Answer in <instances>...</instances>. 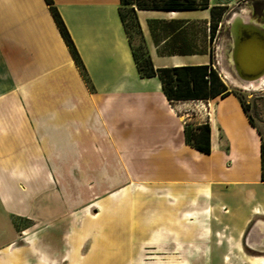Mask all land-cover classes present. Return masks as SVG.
Instances as JSON below:
<instances>
[{
	"label": "crops",
	"instance_id": "crops-1",
	"mask_svg": "<svg viewBox=\"0 0 264 264\" xmlns=\"http://www.w3.org/2000/svg\"><path fill=\"white\" fill-rule=\"evenodd\" d=\"M53 4L86 78L45 0H0V204L30 223L3 232L0 264H89L110 235L127 238L109 256L126 264H264L263 133L237 95L171 103L137 71L120 0ZM222 4L135 8L153 67L234 75L220 46L229 22L209 38L210 7ZM172 20L201 23L202 41L190 37L202 50L162 53L171 34L150 25ZM205 120L209 153L183 134Z\"/></svg>",
	"mask_w": 264,
	"mask_h": 264
},
{
	"label": "trees",
	"instance_id": "trees-1",
	"mask_svg": "<svg viewBox=\"0 0 264 264\" xmlns=\"http://www.w3.org/2000/svg\"><path fill=\"white\" fill-rule=\"evenodd\" d=\"M45 1L49 5L51 13L61 32V35L63 36L67 46L69 47V50L74 60L79 65L83 76L86 78L79 55L55 5L53 4V0ZM130 2L135 3L137 5L136 8L175 10L207 7L208 0H202L201 2H198V0H120L119 15L121 17L127 37L129 39L133 58L139 75L141 77L157 76L161 82V86L166 98L171 103L176 100L183 99L207 100L217 95L226 96L230 93H234L235 95H237L233 90L228 87L225 81L220 78L218 72L216 71V69L213 68L212 64L154 68L149 54L145 49L143 37L141 35V31L136 17V11L133 6L128 9V12L133 14L135 25L141 37V46H139V48L143 49L142 52L137 53V49L133 46L131 42V37L127 30L125 13H123L122 8L123 5L129 4ZM226 7L227 6L225 5H215L210 7L209 38L211 41L215 37L220 16L223 15L226 10ZM184 23L185 22L182 20L153 21L151 23V28H153V26L155 25L163 31L171 34L170 42L162 48V53L191 54L195 51L202 50L196 48L194 42L191 40V37L187 36L186 31L184 30L185 26L194 22H190L186 25H184ZM237 97L239 98L238 95ZM240 101L242 102L241 99ZM242 105L247 111V108L243 102ZM250 120L252 121V123H254L251 116ZM183 134L184 141L186 144L198 149L201 152H210L209 125L207 123V120L200 124L186 122L183 128ZM261 159V179L264 181V138L261 146Z\"/></svg>",
	"mask_w": 264,
	"mask_h": 264
},
{
	"label": "rangeland",
	"instance_id": "rangeland-1",
	"mask_svg": "<svg viewBox=\"0 0 264 264\" xmlns=\"http://www.w3.org/2000/svg\"><path fill=\"white\" fill-rule=\"evenodd\" d=\"M201 1L202 0H198V2ZM228 3H230V0H224V4H222L227 6L225 12L223 13L222 16H220L219 19V23H223V26L225 24V21H228V19L230 18L233 12L241 11L243 9H246V11L249 12V14L253 18L257 19L259 22H262L264 24V0H238L237 2H234L232 5H229ZM131 6H133L134 8L137 7L135 3L130 2L129 4L123 5L122 8H123V13H125L127 30L131 37V42L133 46L137 49V53H140L143 50L139 48V46H141V37L135 25L133 14L128 12V9ZM184 30L186 31L187 36H191L192 34H194L200 37L201 34L203 33V25L201 23H191L185 26ZM229 40H230L229 31L226 27V29L222 34V38H220V46H222V56L224 62H226V54L228 53L229 50V44H230ZM200 41H202V37H200ZM195 46L197 49H200L196 44ZM225 66L226 65H223V67L226 70H228ZM224 81L228 85V87L231 90H233L242 100V102L247 108L248 113L252 117L254 123L260 127L264 138V88L258 91H247L244 89L234 87L225 78ZM64 189L65 191L67 189L69 190V188H64ZM77 195H78V200L86 199V194L83 189L78 190ZM2 209H3L2 205L0 204V243H3L8 238L7 234L3 233L4 231H6L7 228L10 231L11 230L19 231L20 229L26 228L30 225L29 221L23 218L15 217L9 219V217ZM103 220L104 219H100L98 221L99 225H102V223H104ZM55 239L58 240L59 238H55ZM95 245L96 247H95L94 257L89 264H126L125 263L126 257L123 258L120 255L119 258H116L115 260L113 259L111 261L109 260V256L112 253V250L115 249L116 250L120 249V251L126 250L128 245L127 238L113 236V235L104 236V237L101 236L96 239ZM147 250H149V248H145L144 251L146 253L145 255L152 254V256L154 255V257L152 258L158 259V257H155L156 255L155 253ZM237 255L239 256L238 258L239 260H242L243 258L245 259V254L239 253ZM231 256H234L231 258V260L237 258L236 254H230L229 257ZM206 259L209 260V254L206 255Z\"/></svg>",
	"mask_w": 264,
	"mask_h": 264
},
{
	"label": "water",
	"instance_id": "water-1",
	"mask_svg": "<svg viewBox=\"0 0 264 264\" xmlns=\"http://www.w3.org/2000/svg\"><path fill=\"white\" fill-rule=\"evenodd\" d=\"M229 25V62L233 73L243 81L264 76V27L238 17Z\"/></svg>",
	"mask_w": 264,
	"mask_h": 264
},
{
	"label": "bare ground",
	"instance_id": "bare-ground-1",
	"mask_svg": "<svg viewBox=\"0 0 264 264\" xmlns=\"http://www.w3.org/2000/svg\"><path fill=\"white\" fill-rule=\"evenodd\" d=\"M238 17H243L244 20L247 22H253L256 23L262 27H264V24L262 22H259L257 19L253 18L249 12L246 11V9H243L241 11L233 12L230 18L228 19L229 24H232L234 20ZM223 77L228 80V82L233 85L236 88L244 89L247 91H258L264 88V76H262L257 81H243L239 79L237 76L230 73L228 70H226L223 67Z\"/></svg>",
	"mask_w": 264,
	"mask_h": 264
},
{
	"label": "built area",
	"instance_id": "built-area-1",
	"mask_svg": "<svg viewBox=\"0 0 264 264\" xmlns=\"http://www.w3.org/2000/svg\"><path fill=\"white\" fill-rule=\"evenodd\" d=\"M213 68L216 69L214 66H213ZM219 76H220V78H222L224 80L222 74L219 73Z\"/></svg>",
	"mask_w": 264,
	"mask_h": 264
}]
</instances>
